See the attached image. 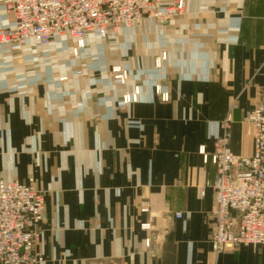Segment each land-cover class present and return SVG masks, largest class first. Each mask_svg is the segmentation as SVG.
<instances>
[{
    "label": "crops",
    "instance_id": "crops-1",
    "mask_svg": "<svg viewBox=\"0 0 264 264\" xmlns=\"http://www.w3.org/2000/svg\"><path fill=\"white\" fill-rule=\"evenodd\" d=\"M184 1L182 17L91 34L77 56L71 38L0 47V179L33 178L46 194L42 264H264L262 245L212 251L215 198L201 188L216 168L200 154L228 114L231 151L253 154L244 118L264 101V0Z\"/></svg>",
    "mask_w": 264,
    "mask_h": 264
},
{
    "label": "built area",
    "instance_id": "built-area-1",
    "mask_svg": "<svg viewBox=\"0 0 264 264\" xmlns=\"http://www.w3.org/2000/svg\"><path fill=\"white\" fill-rule=\"evenodd\" d=\"M4 8L15 20L13 27L0 26V47L21 53L28 43L47 46L63 38L75 42L73 54L84 50L91 34L105 40L109 29L131 30L144 20L164 25L186 12L184 0L163 5L159 0H5ZM167 60L161 54L156 62ZM113 80L124 85L129 73L122 68L111 70ZM141 90L134 88L121 98L124 107L138 102ZM155 94L162 102L169 93L159 86ZM244 122L254 132V150L250 157L235 155L230 148L232 115L219 124L213 154L200 150L204 161L216 168L213 182L201 188V196L210 188L214 193L215 228L210 236L212 251L221 254L241 246H264V101L249 111ZM46 194L31 178L28 184L0 179V264H42L37 251L40 226L45 217ZM149 213L148 205L142 208ZM181 219L182 214H175ZM150 228V226L148 225ZM152 239H148V246Z\"/></svg>",
    "mask_w": 264,
    "mask_h": 264
},
{
    "label": "rangeland",
    "instance_id": "rangeland-1",
    "mask_svg": "<svg viewBox=\"0 0 264 264\" xmlns=\"http://www.w3.org/2000/svg\"><path fill=\"white\" fill-rule=\"evenodd\" d=\"M227 117H228V115L225 117V119L224 120H226L227 119ZM224 120H222L221 122H220V124L224 121ZM232 124H233V116H232V123H230L229 124V126H230V129H232ZM174 217H175V215H174Z\"/></svg>",
    "mask_w": 264,
    "mask_h": 264
}]
</instances>
